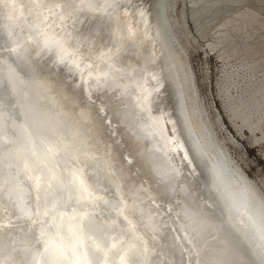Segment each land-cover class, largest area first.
<instances>
[{"label":"bare ground","instance_id":"obj_1","mask_svg":"<svg viewBox=\"0 0 264 264\" xmlns=\"http://www.w3.org/2000/svg\"><path fill=\"white\" fill-rule=\"evenodd\" d=\"M16 1L21 3L18 12L24 21L20 20L18 12V18L13 12L8 15L3 8L4 1L0 0V264H171L172 260L194 251L182 240L177 225L182 227L183 233L186 226L192 227L195 224L191 222L198 220L203 223L201 226L208 227V230H199V236L209 232L214 237L208 256L211 264H264V193L257 182L235 164L220 142L217 143L197 78L184 48L176 43L168 12L180 4L184 20L203 35L212 23L251 0H149L155 13L153 37L161 57L164 80L161 79L181 141L180 152L170 154L160 149L155 138L136 130L130 133L137 156L143 160L147 175L157 187L149 191L150 200L143 196V185H139V181H129L128 172L118 158L120 154L114 147V151L111 150L112 145L106 139H101L89 119L77 110L76 113L64 110L65 104L58 110L56 99L49 94L50 80L35 69L38 41L48 42L52 49L47 46L46 50H56L51 46L54 44L49 43L54 41L48 40L53 31L47 28V33L51 31L47 36L46 31L44 34L39 31L38 41L29 37L30 32L41 29L40 20L46 17L40 19L38 14L40 20H37L36 14L30 16L24 0L23 3ZM37 7H41L39 3ZM244 8L222 25L224 29L218 32L213 46L222 47L227 57L243 50L254 66L258 58L264 59V19L259 13ZM48 15L51 16L49 12ZM59 28L57 26V30ZM250 39L255 41L250 43ZM133 70L135 68H132L134 74ZM112 80L114 84L120 79ZM134 81H126L123 86L133 88ZM244 92L235 96L226 92L224 108L232 121L241 118L243 125L254 130L253 115H258L259 121L264 119V77ZM132 99L130 93L125 92L117 102L116 118L124 123L137 114ZM109 148L111 152L105 155ZM184 163L196 173H203V183L198 181L204 189H197L206 191L207 194L200 195H208L206 198L214 213L202 209L204 202L201 203L206 199L201 201L198 197L201 203L199 199L197 203L194 201L193 196H199V192L191 196L193 199L190 197L197 189L189 190L188 195L187 179L181 181L180 178L193 179L196 173L193 170L192 177H186ZM162 181L165 184H161ZM194 186L191 188L197 185ZM177 199L182 200V204L174 211L172 206ZM159 201L167 203L174 211L172 217L178 221L163 216L164 207L157 208ZM179 214H183V220ZM187 222L190 223L187 225ZM187 227L183 234L188 239ZM168 244L173 252L168 250ZM157 248L160 256L154 257Z\"/></svg>","mask_w":264,"mask_h":264},{"label":"rangeland","instance_id":"obj_2","mask_svg":"<svg viewBox=\"0 0 264 264\" xmlns=\"http://www.w3.org/2000/svg\"><path fill=\"white\" fill-rule=\"evenodd\" d=\"M3 1L1 0V2H3L2 3L3 8H6L4 9V11L8 15H10L11 12H13V14L16 13L14 16L15 17L17 16L18 18L17 12L21 8L19 7L21 6V3H19V1L16 0H12V1L3 0ZM24 1H25L24 3H26V5L30 9V16L32 14L33 17L34 14H36L34 18H36L37 20H40L42 17H46V19L51 18L50 20L49 19L46 20L45 18L44 19L42 18L40 21L42 24H44L45 27L40 23V26H42L41 27L42 30L39 28L40 30L38 29L37 31L30 32L29 37L32 36V39L35 41L37 40L36 36L38 35V32L40 31L39 34L40 33L44 34L45 31L47 33L46 30L47 28H51L50 30L56 33L55 35L52 34L53 33L52 32L50 33V37H48V40H52L55 42V43L49 42L51 44L52 43L54 44V45L51 44L49 45L56 47L54 48L56 50H50L52 49V47H49L47 45L48 42H42V41L40 42L37 40L39 47L38 48L39 57H37V63L35 64V69L37 73L39 72L38 74L40 75L42 72L41 76L44 79L50 80L49 88H48L50 91L49 94L51 95V97L53 96L52 98L54 100L56 99V103L58 104V110H62V108L60 107H63V104H65L64 106L66 105L67 106L63 107V109L65 108L64 110L69 111L70 113H73L74 110L76 113L77 110V113L80 112L79 114L83 115L85 119L87 120L89 119L91 121V124L94 125L101 139L102 140L106 139L105 141L109 142V145H112L111 147L109 146L111 150L113 149L112 151H114L115 148L116 152L120 154V156L118 155L119 156L118 158L124 164L126 172H128L127 177L129 176L128 177L129 181L130 180L131 182L132 180L137 182L139 181L138 184L143 185L142 189L143 191L145 190L144 192L142 191V193L144 194L143 196H147L146 198L150 200L151 198V196H149L150 192L155 191L157 187L153 183V181L149 178V175H147L146 167L144 166L143 160H141V157L137 156L135 147H133L134 140L130 133H132V130H136L145 133L148 137L155 138L160 149L166 153L172 154L173 152L174 153L180 152L179 148H181V141L179 139L178 131L175 126V122H173L174 121L172 117L173 111L171 110V106L169 104L170 101L168 99V96L166 95V91L164 90L165 89L164 82L162 81V79L164 80V77L162 73V63H161L160 53L157 50L158 49L157 44L154 43L155 41L153 37L154 36L153 26L155 22V13L152 9L153 5L151 1L149 0H97V1L95 0L94 1L93 0L95 3L92 0L90 1L89 0H49V2L48 0H36V3L35 0L34 1L28 0L29 2H26L27 0ZM32 1L35 6L33 5V3H31ZM21 2L23 3V0ZM38 3L39 6H41L39 8L37 7ZM84 3L86 5L88 3V5L87 6L83 5ZM93 3L94 5H92ZM31 4L33 5L34 8L32 7ZM51 5L52 7H54V9L51 7ZM12 6L14 7V10H12L13 8ZM84 6H86V8L88 7L87 10L86 8H84ZM240 6H236V8L234 9L235 12L234 10H232L235 14L231 11L229 12V14L228 13L225 14L219 20L212 23L211 26L206 29L203 35L197 33L193 24L188 23L186 20H184L182 15L183 11L180 4H178L177 7L174 8V10L168 9V12L173 25L172 26L173 31L176 34V39H175L176 43L177 45L180 44V46L184 48L183 50L186 52L188 60L197 78L199 90L202 95L206 111L209 115L210 127L212 129V132L214 133L217 143L220 142V144L226 149L230 157L233 159L235 164L250 178L255 180L259 185L260 189L264 193V119L262 121H259L258 115L254 114L251 119V122L253 125L256 124L255 127L256 129L251 130L248 126L243 125L241 118L239 119L237 118L232 121L230 113L227 112L224 108V105L226 103V98H225L226 92H228L231 96H235L237 94H242L251 85L259 84L262 77H264V65H263L264 59L258 58L257 59L258 63L255 64L254 66H251L250 65L251 62H249L250 56L245 51L242 50L232 57L229 56L227 57V55L226 56L224 55L222 51V47L213 46V44H215V42L217 41L218 32L224 29L222 25L226 21L232 20L234 16H236L239 10L245 9L244 7L259 13L260 17L264 19V0L263 1L251 0L247 4L243 5V7L242 5ZM50 7L52 9H50ZM31 9L32 10L35 9L34 10L35 12H32ZM52 10L55 11L53 12ZM90 10L92 13H90ZM41 12L42 13L44 12L43 13L44 16L43 14L41 15ZM48 12L51 16L48 15ZM18 13H19V18H21L20 20H22L23 18L20 15V12ZM38 14L41 17H39ZM52 17H55V19ZM63 18L67 20L65 21ZM48 21L49 23L47 24ZM57 26L58 28L60 27L58 30H57ZM115 28H117L116 31ZM51 31L48 30L46 36ZM152 41L154 43V46L153 43H150ZM249 41L250 43H253L255 40L250 39ZM43 45L46 46L45 50ZM47 46L50 49L46 50ZM1 51L2 49L0 48V54H2ZM154 52L155 54H153ZM156 54L157 56H155ZM3 55H5V59L7 61L10 60L8 56H6V54ZM95 59L97 60L95 61ZM132 68L133 69L135 68V70H133L134 74L132 72ZM159 68H161V70ZM125 73H127L128 76ZM135 73L138 75L139 78L134 77L136 76ZM130 74L131 75L133 74L132 76L133 78L131 77ZM92 76L94 77L92 78ZM87 78L88 80H86ZM112 79L114 80L120 79L119 80L120 82L116 80L114 81L113 84ZM121 79H123L122 82ZM129 80L130 81L135 80V81L133 88L131 87L127 89L125 87L128 86H123V85L127 83L126 81L129 82ZM110 81H112V83ZM103 87L106 89H104ZM132 89H134L133 92ZM125 92L130 93V96H132L133 98L132 100L135 103V108H136L135 111L137 114L134 118L135 120L132 118L131 120H128L127 122L124 123L120 121L118 118H116L115 112L118 109L117 102L119 100H122ZM135 94L138 95L136 96ZM116 95L117 97H115ZM142 96H144L145 98ZM143 99L145 100L143 101L145 103L142 102ZM69 108L73 110L71 111ZM138 108L140 109L138 110ZM110 148L105 150L104 153L105 155L106 154L108 155V153L111 152ZM138 159H140L141 161H139ZM184 165H186V169H187L184 170L186 173L185 174L183 172L184 175L186 177L187 175L192 177L191 173L193 172V170L196 173L195 169H191L192 167L190 166L189 169L187 166L188 164L186 163H184ZM184 165L183 167H185ZM195 173L193 174L194 176ZM199 173L200 171H197L196 177L193 176L195 179L180 178L181 181L187 179V184L189 185L186 186L188 189L186 191L189 192L190 190L191 192V189L196 190L197 188L204 189V186L202 185L203 173L201 174ZM194 180H196V182H194ZM198 180H201L202 183L199 184ZM162 182L163 183L161 184H165L164 181ZM190 183L195 184V186L197 185L198 187L196 186L195 189L191 188L194 185L191 186ZM196 183H198L199 185ZM154 185L155 188H153ZM146 189L148 191H146ZM190 192L188 195H190ZM198 192H199V196L197 195ZM205 192H206L205 190L198 191L197 189L196 191H194L195 194L191 192L192 194L190 195V197L193 195H197V197L193 196V198H195L194 201L196 203H197L196 200L199 199L198 197H200L201 201L203 199H206V201L203 200L202 203L200 199L198 200L200 201L199 203L201 204H203L204 202V208L202 207V209L203 210L207 209L206 211H210L214 213L211 203L206 198L208 197V195L203 197L204 196L203 194H207ZM201 193H203L202 194L203 196L200 195ZM186 195L187 194H185V196ZM162 203L163 205H161ZM174 203L175 204L172 206V210H174V208L175 209L179 208L180 205L182 204V200L177 199ZM166 205H167L166 202L159 201L157 208L164 207L162 209L165 211L163 216L165 218L167 217L170 218L172 217V215L174 216L173 212L175 210L172 211L171 208H169V206L167 205L168 208L166 211V207H167ZM179 215H181V217L180 216L178 217L182 218L183 220L184 218L183 214H179ZM174 220L178 221L177 218ZM198 221L196 222L194 221L195 223L193 221L192 222L190 221L191 224L192 223L195 224V225L192 224L195 227L189 226L190 222H187V225L189 224L188 227L186 226L189 232V234L188 233L186 234L188 239L184 235L187 232L185 229L186 227L184 228L185 232L183 231L184 233L183 234L181 232L182 227L180 228L179 225H177L178 228L177 227L176 228L178 229V231H180L179 233H181V236L183 237L182 240H184L187 243V246H190L191 249L193 248L192 250L194 251L192 254L189 253L185 254V257L189 256L190 258L188 257L187 259V257L186 258L178 257L175 260H172L171 264H176V262L178 263L179 260L180 261L182 260V262L185 264L187 263L192 264L194 262L195 264L196 263L211 264V262L208 261V256L211 253L214 237H211L212 234L211 233L208 234L209 232L206 233V235H204L203 237L199 236L200 233L198 234L197 232H199V230L200 232H202L204 229L208 230V227L206 228V225H204V227L203 225L201 226V224L203 223L200 222L201 223L200 224ZM199 225L200 227H198ZM208 236H210V238ZM210 240L212 241V243ZM168 245L169 246H167V248L168 250H170L171 244ZM157 252H158V248L156 249V254H155L156 256L154 257L160 256V253L158 254ZM171 252H173V250ZM195 256L198 259H196ZM189 260L192 261L189 262Z\"/></svg>","mask_w":264,"mask_h":264}]
</instances>
